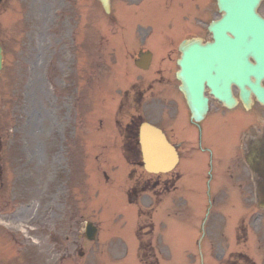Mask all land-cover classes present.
<instances>
[{"label": "rangeland", "instance_id": "rangeland-1", "mask_svg": "<svg viewBox=\"0 0 264 264\" xmlns=\"http://www.w3.org/2000/svg\"><path fill=\"white\" fill-rule=\"evenodd\" d=\"M93 1H74L75 5H78L77 19L79 22L76 24L77 26L79 24L80 28L82 27L81 34L77 35V40L82 42L79 47H81V52L87 57L85 58L81 54L84 60L79 62L78 76L82 77L80 93L79 95L76 93V101L67 97L66 102L62 101L63 94L58 93L56 96L50 88L48 89L47 82L43 77L44 54L52 47L59 46L53 36L44 34L46 22L51 16L50 11L57 6V1L4 0L0 5V44L3 46L4 52L3 69L0 71V156L3 182L2 189L0 188V208L2 209L0 210V218L10 225L22 222V226H29L30 223L27 222L29 213L31 211L37 212V210L39 212V206L43 204L46 192L52 198L49 205L56 211L61 210L62 206H59V203L63 202L64 197V202H66L65 209L68 215L72 217L68 224V227L70 226L69 231L65 234L58 229L59 227L56 224L51 223L46 229V235L42 236L35 232L36 229L27 227V231L39 240V243H33L35 246L32 250V257L27 251H24L23 245L17 251L18 243L16 240L13 242L10 236L7 235L5 238L0 236V260L2 264H55L54 262L60 257H63V259H61L59 264H96L100 260L99 253L102 250L110 249L114 252L116 251V248L110 246L109 240L105 241L103 235L99 236L100 233L93 242L84 239L85 222L91 220L99 221L100 218L105 222L106 228H108L106 232L109 231L108 235L111 236L112 240H115L114 238L121 239V235L126 238V230L121 227L123 219L119 210H126L131 206L126 204V202L129 203L126 197L116 194L118 191L125 192L126 182L123 180L122 182L118 181V175H115V172L113 173V166L115 165V170H119L122 161L119 163L116 160H100L105 148L100 140L101 137L94 131L93 133L91 132L94 124L90 119L92 112L90 104L100 102L101 98L94 97V91L90 90L94 87L96 88L95 92L99 91L97 93L101 95V92H106H100V90H104L105 84H108V90L112 88L113 93L126 88L128 85L126 81H124L126 83L125 86L115 85L122 80L125 68L121 63L115 66L109 64L111 56L109 50L111 49L114 57L117 56V52L112 50L113 45H107L106 48L102 46L104 42L102 38L97 41V58L99 59L96 67L94 68L90 64L91 55L95 50L89 36L92 32L93 22L95 20L102 27L107 19V16L98 9V6L97 9L94 8ZM21 3L24 6L23 8ZM33 14L34 19L32 18ZM145 47H148V43ZM123 57L124 52L122 50ZM59 63L56 62L55 73H57L58 68H62V71L65 70L67 73H72L74 68L67 70V66L64 65L63 67V64L61 66ZM120 70L122 73H119ZM173 70H175V66H172ZM132 71L130 70L128 73L129 81L133 82L143 78L137 75L139 72L134 73L136 71ZM169 75H171V70ZM95 80L99 82L96 87L95 83H92ZM168 92H170V89ZM65 95L67 96V94ZM74 103L76 115L71 112ZM146 104L142 106L145 114L143 110L140 111L143 114L142 116L155 119L154 121L156 119L162 121L161 118L163 116L159 114L158 118V111L160 113L161 110L157 108L149 110V105ZM156 104L161 106L158 103ZM153 106L155 107V105ZM166 106L170 110V105ZM256 110L260 112V108H256ZM130 112H133V110ZM66 115L70 118L78 119L77 126L80 127V134L83 136V142L81 143L83 145L79 148V151L77 147L72 145V142H70L71 145L67 142V146L63 151L59 143H57L63 138L66 140L69 134L73 135L69 133L70 126L66 127L63 124L67 121ZM241 115L242 113L239 114L240 117ZM245 117L246 115L243 114V118ZM94 118L95 114H93V120ZM70 122L73 123L72 120ZM213 124L214 122L211 120L209 126L212 127ZM86 134L88 137L84 136ZM117 144L118 139H115L114 149L116 154H122L118 150ZM108 155H111V153ZM64 156L67 163V165L64 164V172L61 170L57 172V158L58 161H63L64 163ZM96 161H98V165ZM189 163L187 162V164ZM190 165L194 169V173L183 176V183L189 189V195L186 197L187 205L191 206V209L188 211V215L190 220L194 221L197 226L198 220H195L197 213L198 211L201 212L204 205H207L208 197L204 194V199L203 193H201V189L204 192L205 184H207V172H205L207 164H203L199 160L198 163L192 161ZM100 169L111 170L112 175H115L110 183L100 182ZM53 170H55V174H53ZM91 174L93 175L90 177ZM194 175L198 178V185L195 183ZM93 178H95L94 184L92 188H89L90 180ZM62 182L63 187L57 193H54V187ZM99 183L103 185H98ZM117 185L116 191H113V188ZM30 186H33L30 189L31 192L26 191V188ZM111 191L116 194V197L110 195ZM15 193H18V195L13 200L12 196L15 197ZM132 196H134V193H130V200L135 199ZM168 199L169 195L162 198L163 203H166L161 207L163 211H161V215L158 218V222L163 220L165 224L170 220V217H167L165 222L164 217L166 215L165 212L171 211L169 204H167L169 202ZM13 201L19 202L15 204L17 210L13 214H6L8 213L6 209ZM218 201L221 200L218 199ZM183 209L182 207L181 210ZM98 214L100 218L97 216ZM16 215L19 216L17 220ZM181 217L183 220L184 216ZM153 219L158 225L155 215ZM94 223L102 227L104 224L101 221ZM186 228L184 224L179 225V234L180 231L187 234ZM9 230L12 231V227ZM18 232L19 230L17 229L13 231V237L18 241L28 239L21 232ZM129 233L130 231L127 230V234ZM155 233L158 234L157 229ZM190 234H194L192 230ZM157 240L158 238L155 241ZM164 244L166 246L165 253L169 251V247L166 243ZM156 245L158 249L162 248V245L157 242ZM8 246L10 251H8ZM80 247L84 251L85 257L83 258L78 257L75 252ZM177 250L182 251L183 249L177 247ZM106 255V253L101 254L102 257ZM133 261L125 260V264H136ZM176 261L166 258L162 259L161 263L177 264L178 261ZM192 261L183 260L179 261L180 263L178 264H190ZM110 264H117V262L110 260Z\"/></svg>", "mask_w": 264, "mask_h": 264}, {"label": "flooded vegetation", "instance_id": "flooded-vegetation-1", "mask_svg": "<svg viewBox=\"0 0 264 264\" xmlns=\"http://www.w3.org/2000/svg\"><path fill=\"white\" fill-rule=\"evenodd\" d=\"M123 1L127 3L128 7L133 8L134 17L137 19L150 8L156 9L153 14H151L155 24H162L159 17L170 16L168 26L166 28H164V26L162 27L164 34L172 36L169 39L167 38L169 41L167 45H169V47L164 52V56L161 60V62L165 64H171L173 59L176 60L179 57L180 52L177 46L182 39L190 37H202L204 40L210 39L208 24L212 18H210L209 14L213 12L217 14V17L219 16L216 4L215 6L211 5L209 0H155V7L148 6L147 0H137V5L129 3L135 2V0ZM172 4L175 6L173 12L170 11ZM258 9L264 16V0L261 1ZM178 35H181V37L176 41ZM206 36L208 37L206 38ZM170 70L171 67L169 71ZM170 77L166 69H161L157 75V83L161 85L169 84L171 87L173 84ZM166 92V89L160 90V93ZM176 94L177 92H174V96H176ZM208 97V113L198 124L191 120V111L187 104L185 106V102H182L181 106L174 101L177 114L180 113L181 110L187 112V119L193 130L191 135L189 132L187 133L189 138L185 140L176 139L179 128L175 125V139L173 142L178 148L189 144L191 146L192 142H195L196 146L202 148L211 147L208 157H211L212 160L214 158L217 159L219 173L222 176L218 189L222 190V192L247 194L250 193L252 189L259 188L260 185L264 186V138L253 139L256 137V132H251L250 134H243L242 136H244V138L229 140V144L222 143L217 145L215 142L224 135V129L218 123L217 125L219 126L216 130L215 127L210 130L208 124L214 115L223 116L225 107L212 95ZM130 98L133 102L142 103L143 93L135 92ZM263 136L264 130L261 131L259 137ZM224 264H227V262Z\"/></svg>", "mask_w": 264, "mask_h": 264}, {"label": "water", "instance_id": "water-1", "mask_svg": "<svg viewBox=\"0 0 264 264\" xmlns=\"http://www.w3.org/2000/svg\"><path fill=\"white\" fill-rule=\"evenodd\" d=\"M105 11L109 10L108 0H100ZM258 0H219V9L224 11L222 19L212 23L210 29L213 33L214 42L206 46L198 45L195 52L185 56L181 62L185 65L188 59L201 57L203 66L209 67L210 71L193 72L189 65L184 66L181 76L184 90L188 94L192 107L201 102L203 83L206 82L216 94L222 91V98L229 101L231 98L229 84L236 82L241 88V97L247 101L248 91L244 84L249 87L259 100H264V90L260 88L259 78L264 75V22L262 27H254L257 16L254 11ZM227 32L232 34L230 37ZM252 33L249 39L247 34ZM1 51V49H0ZM252 55L256 60L255 64L248 61V56ZM1 59V55H0ZM211 74V75H210ZM254 75L255 82H250L249 77ZM141 140L144 146L145 155L150 149L149 143L159 150L158 157L165 159L164 162H155L146 157L145 165L147 170L157 172L166 170L173 166L176 161L174 150L167 144L163 135L151 128L143 125L141 128ZM148 143L147 146L145 144ZM169 155L171 158L168 159ZM93 230L88 228V236Z\"/></svg>", "mask_w": 264, "mask_h": 264}, {"label": "bare ground", "instance_id": "bare-ground-1", "mask_svg": "<svg viewBox=\"0 0 264 264\" xmlns=\"http://www.w3.org/2000/svg\"><path fill=\"white\" fill-rule=\"evenodd\" d=\"M168 157H169L168 159H170L171 158V155H169Z\"/></svg>", "mask_w": 264, "mask_h": 264}]
</instances>
